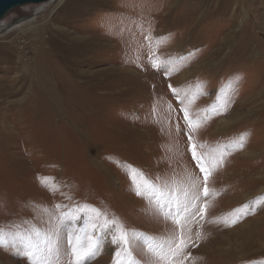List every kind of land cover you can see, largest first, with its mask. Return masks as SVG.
Instances as JSON below:
<instances>
[{
	"label": "rangeland",
	"instance_id": "1",
	"mask_svg": "<svg viewBox=\"0 0 264 264\" xmlns=\"http://www.w3.org/2000/svg\"><path fill=\"white\" fill-rule=\"evenodd\" d=\"M39 5L11 17H32ZM43 14L23 33L32 41L25 58L18 28L0 39V77L16 67L27 76L35 65L27 61L44 57L65 64L72 81L63 109L9 112L0 131V264H28L17 253L29 237L43 247V234L50 264L57 251L68 264V241L92 234L104 215L130 236L184 240L160 260L133 239L122 253L132 264H264V0H62ZM46 37L52 52L41 45ZM27 89L6 103L25 104ZM182 109L200 122L195 131ZM189 135L209 164L223 159L208 196ZM130 169L190 189L181 226L157 211L152 192L136 194ZM171 199L160 200L165 214ZM95 239L99 251L86 264H114L113 229L97 228Z\"/></svg>",
	"mask_w": 264,
	"mask_h": 264
},
{
	"label": "snow or ice",
	"instance_id": "2",
	"mask_svg": "<svg viewBox=\"0 0 264 264\" xmlns=\"http://www.w3.org/2000/svg\"><path fill=\"white\" fill-rule=\"evenodd\" d=\"M185 113V121L188 125V128L192 131H195L199 128L200 122L193 123L192 119L189 116L187 109H182ZM241 141L243 137L240 138ZM242 146V145H241ZM202 147L193 142V137L189 135V151L192 154V159L196 162L197 167L200 172L203 174L204 187L203 194L204 196L209 195V190L207 188L208 178L211 176L212 172L215 170V167L222 164V157L215 163L209 164L206 160L205 156L199 152V148ZM130 180L132 181L133 188L138 196H142L144 192H152L153 196L150 198L151 201L155 202V207L157 211L166 215V218H172L173 223L177 226H181L182 221L179 218L182 213L180 212L181 206H183L186 211L189 207L188 204H183L181 197L185 199L190 195V189H181V188H170L166 184H156L154 181L150 180L148 177L144 176L142 172L139 170H129L128 173ZM45 187H49L47 183H44ZM51 190V189H50ZM170 195L172 199L167 201L171 207L168 210V213L165 214L163 209L165 204H161L160 200L165 198V195ZM196 197H199V191L196 192ZM193 197V198H196ZM57 208L60 206L57 205ZM179 214V215H177ZM78 218V217H77ZM63 217H58L57 220H61ZM96 219H101V214L96 213ZM187 219L186 217L184 218ZM103 223L93 222L91 224L92 234L87 235L81 240L79 233L75 234V243L72 240L68 241V245L70 246V253L72 259L68 262V264H86V261L92 257H94L99 251V244L95 239V230L97 228L101 229H113V239L112 243L117 246V250L114 254V264H132L130 260L126 261L122 253L129 254V248L131 245V241L133 239L142 242L149 251H154L160 260H166L171 256H175L176 249L179 248L180 244H184V240L180 239L178 244H174V242H161L156 241L154 239H150L139 233H132L130 236L128 230H126L122 224L119 223L117 218H109L107 215L102 217ZM236 221H232L231 223L225 221L228 226H231L232 223ZM35 236L37 238H41V233L39 230H36ZM23 239V238H21ZM43 247H41V243H32L31 237L27 238L24 247L20 249L17 255H23L24 258L28 260V264H50L49 256L53 251L49 248V238L47 234H43L42 238ZM3 239L0 237V247H3ZM57 264H59V252L57 251Z\"/></svg>",
	"mask_w": 264,
	"mask_h": 264
},
{
	"label": "bare ground",
	"instance_id": "3",
	"mask_svg": "<svg viewBox=\"0 0 264 264\" xmlns=\"http://www.w3.org/2000/svg\"><path fill=\"white\" fill-rule=\"evenodd\" d=\"M61 1L62 0H49L45 3H42L41 5L35 7V13L32 17H23L20 15L19 18L14 19L13 17H11V11L2 20H0V39H6L7 33L18 28V37L20 39L15 37L16 39H14V43L18 44L19 42H24V46H21L20 44L18 45L20 46L19 50L22 52L23 55H20L21 58H25L27 51L31 50L32 41L30 40L28 35H25L23 33L27 32L28 26L40 27L39 18H42L43 15L47 14H43V12H45L47 9H50V12L55 9L58 10ZM34 17L37 19L36 21L35 19H33ZM30 29L29 32L32 31ZM46 38L47 39L41 41V45H46L43 47L44 51L52 52L53 49L51 46H53L55 43L53 39H49L50 37ZM26 42L27 45L25 46ZM57 46L61 50L59 44H57ZM49 56L51 57L52 54H50ZM47 60L48 59H44V57L38 61L28 60L27 62H29L30 64L35 62V65L30 69L31 72L27 76H24L22 78L19 77L17 67L16 74L12 78H8L7 76L0 77V131L6 132L9 127L6 123V119L9 115V112H15V118L18 119V117H22L21 113L23 112L22 110H24L25 108L27 111H36L41 108H49L53 111H56L57 109L59 110L64 108L65 104L61 101L62 98H65L64 91H66L67 89V84L72 81L71 70H69V68L65 64L63 67H60L58 65V60L53 62H47ZM26 86H28V92L25 93V97H27L25 104L20 100H13L10 104L6 103V99L18 98L21 94H23ZM43 97L46 98V101L41 99ZM52 107H55L57 109H53ZM18 126H20V123H18Z\"/></svg>",
	"mask_w": 264,
	"mask_h": 264
},
{
	"label": "water",
	"instance_id": "4",
	"mask_svg": "<svg viewBox=\"0 0 264 264\" xmlns=\"http://www.w3.org/2000/svg\"><path fill=\"white\" fill-rule=\"evenodd\" d=\"M49 0H0V20L14 9L27 4H42Z\"/></svg>",
	"mask_w": 264,
	"mask_h": 264
}]
</instances>
